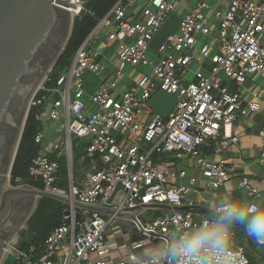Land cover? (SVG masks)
<instances>
[{
	"label": "built area",
	"instance_id": "2783aa9c",
	"mask_svg": "<svg viewBox=\"0 0 264 264\" xmlns=\"http://www.w3.org/2000/svg\"><path fill=\"white\" fill-rule=\"evenodd\" d=\"M176 3L115 0L76 48L67 70L51 85L46 77L28 108V112L34 109L33 116L40 124L60 121L58 131L65 135L46 139L42 129L36 132L34 141L41 150L28 166L30 179H39L48 191L83 203L148 207L129 220L130 230L113 215L104 218L96 212H81L76 218L74 210L63 215V208L61 223L41 244L31 242L19 250L14 262L7 263L6 257L13 255L19 244L15 237L1 264H145V249L167 243L174 232L194 227L210 215L199 214L191 194L199 187L216 189L234 176L228 154L239 140L234 122L252 117L260 108L257 92L244 103L224 78L238 85L248 77L264 78V0H229L227 5L215 7L207 0H195L155 52L158 55L150 58L149 42L166 17L176 12ZM82 10L83 3L74 16ZM100 41H115L116 48L109 53L98 47ZM193 63L198 65L196 69L191 68ZM138 66L148 71L141 72ZM90 75L99 83L88 93ZM158 90L175 99L166 117L149 104ZM258 135L264 157V118ZM83 138L79 161L88 163V172L77 182L71 172L72 140L80 145ZM63 156L68 170L66 189L57 185L62 181L58 170ZM184 162L198 169L201 177L188 175L178 166ZM260 181L264 184V170ZM117 182L122 189L106 203ZM21 184L25 182L16 177L11 185ZM237 185L248 197L261 195L246 175L238 176ZM156 204L165 205V213L147 221L143 212L157 211L153 208ZM108 235L123 239L124 258L112 255ZM234 237L231 231V247L219 264H255L258 260L253 262L246 255V246L234 244ZM253 245L260 260L257 264H264V243L253 240ZM164 264L195 261L178 256Z\"/></svg>",
	"mask_w": 264,
	"mask_h": 264
},
{
	"label": "water",
	"instance_id": "95a60500",
	"mask_svg": "<svg viewBox=\"0 0 264 264\" xmlns=\"http://www.w3.org/2000/svg\"><path fill=\"white\" fill-rule=\"evenodd\" d=\"M72 6V0H0V264L5 254L4 246L10 245V238L26 225L39 198H50L62 204L65 207L63 215L74 210L76 218L81 212L113 215L127 230L132 228L129 220H134L138 212L148 207L147 204H137L116 208L99 203H83L68 195L33 187L28 183L9 184L30 99L48 77L66 45L74 18L69 11ZM179 19L178 12H171L166 17L149 42L151 51H158L176 28ZM174 102L172 95L161 90L156 91L149 100L152 109L163 117L167 116ZM122 187L117 182L106 203H110L115 192ZM164 206L156 204L153 208ZM33 238L34 233L26 228L25 236L19 241L13 255L18 256L19 250L27 247Z\"/></svg>",
	"mask_w": 264,
	"mask_h": 264
},
{
	"label": "crops",
	"instance_id": "0c3cea01",
	"mask_svg": "<svg viewBox=\"0 0 264 264\" xmlns=\"http://www.w3.org/2000/svg\"><path fill=\"white\" fill-rule=\"evenodd\" d=\"M209 1H214V0H207L208 3H210ZM215 1H217L216 2L217 5L218 4L227 5L229 2V0H215ZM194 4H195V0H177L175 9L178 7L179 11L185 12L187 9L192 8ZM206 13L208 14V16L212 17L211 11L207 10ZM263 41H264V36H263ZM101 42L102 41H100L97 45L98 47L103 49L101 47V44L103 43ZM104 50L108 51L109 49L106 48ZM193 64L196 66L194 69H196L198 65L196 63ZM224 79L228 81L230 90H234L240 93L244 103L250 101L253 98L252 97L253 92H257L258 93L257 99L260 102V108L252 117L250 118L239 117L234 122L233 130L235 133L239 135V140L232 147L231 151L228 153L232 158V163L234 166V176L229 181H227L226 183H224L223 185H221L216 189H205L204 187H199L198 192H193L191 194L192 198L196 202L197 210L200 215L211 214V212L214 210V207L217 204L223 202H237L244 206H247L248 203L264 204V184L260 181V175L264 170V157H261V139L258 135L259 127L264 118V78L258 76L248 77L246 81L241 85H238L234 83L232 80H229L227 78ZM98 83L99 80L96 77L88 76L87 84H86L87 92L88 93L93 92L94 89L97 87ZM57 122L60 124V121ZM45 126L46 125H44L43 127L42 125V130L45 134L46 139H59L58 137H55L54 133L53 136H49V132L46 131ZM56 133H61L58 131V128L56 130ZM85 163L88 164L87 162ZM178 166L181 168L184 167L188 175L196 176L198 178L201 177V174L199 173L198 169L190 166L188 162L179 163ZM85 168L86 171L78 170V173L79 174L81 173L80 174L81 177H79L76 180L77 182H80L81 180L85 179L86 174L88 172V165L87 167L85 166ZM66 169H67V161H66ZM239 175H246L249 177L251 185L258 187V189H260L261 191L260 197H248L246 195L245 190L238 187L237 179ZM159 210H161V208L160 209L158 208V210L155 211V214L165 213L166 211L165 207H162L161 211ZM124 228L126 229L125 226ZM231 231L235 232V237L232 239V242L234 244H242L246 246L245 249L249 250L250 259L253 262L258 260L255 263L257 264L260 261L256 253L257 249L255 245H253V239L248 237L244 225L239 223L234 224L231 228ZM239 235L241 238L239 237ZM108 236H109L108 242L113 250L112 255L115 258H124L126 255V248L123 239L119 235H108ZM237 239H239L240 242ZM119 241H121L122 243L121 244L118 243ZM235 241H238V243H235Z\"/></svg>",
	"mask_w": 264,
	"mask_h": 264
},
{
	"label": "trees",
	"instance_id": "16d2710c",
	"mask_svg": "<svg viewBox=\"0 0 264 264\" xmlns=\"http://www.w3.org/2000/svg\"><path fill=\"white\" fill-rule=\"evenodd\" d=\"M114 1L115 0H86L83 3V10L80 15L74 16L73 18L71 32L66 45L48 75V80L46 81L48 85H51L56 77L68 67L69 61L76 48L95 25L97 20L108 11ZM33 112L34 109L31 108L27 114L10 171V183L14 184L15 178L19 177L23 182L33 187L43 188V184L39 179H30L27 174L31 159L38 155L41 150V146L34 141V137L36 132L42 129V125L35 120ZM74 141L75 140H72L73 156ZM81 153L82 151L80 150L76 151L78 159ZM59 164L58 175L62 179L59 183L66 185V181L64 180L67 176L65 158H60ZM63 208L64 206L62 204L50 198L42 197L37 200L36 207L26 222L27 228L34 233L32 243L41 244L50 230L61 223Z\"/></svg>",
	"mask_w": 264,
	"mask_h": 264
},
{
	"label": "clouds",
	"instance_id": "9594fccd",
	"mask_svg": "<svg viewBox=\"0 0 264 264\" xmlns=\"http://www.w3.org/2000/svg\"><path fill=\"white\" fill-rule=\"evenodd\" d=\"M243 224L249 238L264 243V204L219 203L194 227L174 232L167 243L145 249V264H164L171 257H188L195 264H219L231 247V228Z\"/></svg>",
	"mask_w": 264,
	"mask_h": 264
},
{
	"label": "rangeland",
	"instance_id": "374dc122",
	"mask_svg": "<svg viewBox=\"0 0 264 264\" xmlns=\"http://www.w3.org/2000/svg\"><path fill=\"white\" fill-rule=\"evenodd\" d=\"M145 0H140V2L139 3H143ZM210 2V6L211 7H215L217 4H216V2L217 1H209ZM175 11L176 12H179V14L181 15V14H183L184 13V11H179V9H178V7L175 9ZM103 36H104V33H103V30L100 32V38L101 39H103ZM199 44V43H198ZM101 47L103 48V49H106V48H108L109 50V52H111V51H113V49H115L116 48V43H115V41H111V42H105V43H103V44H101ZM158 54H156L155 52L153 53L152 51H149V52H147V56L148 57H153V58H155L156 56H157ZM196 66L194 65V64H191V68L192 69H194ZM67 70V68L63 71V72H65ZM128 70V69H127ZM126 70V71H127ZM137 70H139V71H141V72H147L148 71V68L147 67H144V66H138L137 67ZM91 77H93L92 75H90ZM191 77V76H190ZM46 79V78H45ZM44 79V80H45ZM41 125H43V127H44V125H46L45 127H46V131L47 132H49V136H53V133L55 134V137H58L59 139H62V138H64V133H56V130H57V128L59 127V123L57 122V121H48L47 123H44V124H41ZM85 141H86V139L85 138H83V139H80L79 140V144L80 145H76V141H74V156H73V174H72V177H73V179L76 181L79 177H81V173L79 174L78 173V170H80V171H86V168H85V166L87 167V165L88 164H86L85 162H82V161H79V159H78V157L76 156V151L77 150H80V151H82V145L83 144H85ZM63 158H65V156H63ZM67 175H68V171H67ZM9 184H11L10 183V177H9ZM57 185H58V187L59 188H62V189H66V185H62L61 183H57ZM155 214V211H147V210H145L144 212H143V216L147 219V221H149L150 220V218H152L153 217V215ZM104 218H107V216H104ZM120 226H122V224H120ZM111 227H113V225H109V228H111ZM26 228H27V226L25 225V226H23L22 228H20L18 231H17V233L15 234V237L16 238H19V241L21 240V238H23L24 236H25V230H26ZM239 237H240V235H239ZM241 238V237H240ZM238 241H239V239H237ZM238 241H235V243H238ZM240 242V241H239ZM118 243H122L121 241H119ZM159 245H162L161 243L159 244ZM245 253H246V255L250 258V253H249V250L248 249H245ZM15 261V256L14 255H12V254H10V255H8L7 257H6V262L8 263H11V262H14Z\"/></svg>",
	"mask_w": 264,
	"mask_h": 264
},
{
	"label": "bare ground",
	"instance_id": "6f19581e",
	"mask_svg": "<svg viewBox=\"0 0 264 264\" xmlns=\"http://www.w3.org/2000/svg\"><path fill=\"white\" fill-rule=\"evenodd\" d=\"M73 2V6L72 7H69V11H70V14L71 15H74L76 13V11L78 10L82 0H72ZM15 240V236H12L10 238V241L9 243H11L12 241ZM10 250V245H5L4 246V250H3V253H5L6 251Z\"/></svg>",
	"mask_w": 264,
	"mask_h": 264
}]
</instances>
